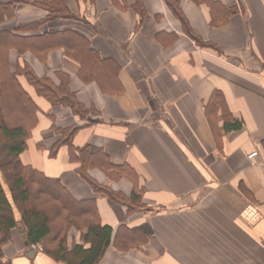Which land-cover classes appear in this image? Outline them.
I'll use <instances>...</instances> for the list:
<instances>
[{
    "label": "crops",
    "instance_id": "obj_1",
    "mask_svg": "<svg viewBox=\"0 0 264 264\" xmlns=\"http://www.w3.org/2000/svg\"><path fill=\"white\" fill-rule=\"evenodd\" d=\"M21 1L0 32L46 18L31 4L40 0ZM172 1L171 8L164 0H65L70 17L21 33L76 34L103 61L104 74L103 89L95 78L80 80L81 66L64 48H73L71 35L58 37L64 45L42 58L27 52L18 60L55 85L56 73L66 74L76 99L91 111L88 122L80 121L19 78L38 107L20 162L58 180L75 200L94 201L101 225L116 233L99 264H264V0ZM173 8L215 50L198 46ZM210 100L217 107L211 114ZM226 117L240 126L226 130ZM75 125L85 126L72 137L73 147L99 151L129 172L119 180L98 169L89 175L125 197L134 185L142 189L141 210L128 214L124 202L92 191L67 146L49 156L59 139L53 128ZM14 213L18 226L1 247L0 264H63L36 248L27 254ZM82 233L70 228L67 247L82 244Z\"/></svg>",
    "mask_w": 264,
    "mask_h": 264
},
{
    "label": "trees",
    "instance_id": "obj_2",
    "mask_svg": "<svg viewBox=\"0 0 264 264\" xmlns=\"http://www.w3.org/2000/svg\"><path fill=\"white\" fill-rule=\"evenodd\" d=\"M164 1L171 8L174 6L172 0ZM18 2L26 3L21 0H0V23L12 17V6ZM31 4L46 11V18L19 27L13 33L0 32V142L7 140L11 143L7 148L0 146V253L2 245L10 239V232L18 226L14 213L16 210L20 216V225L28 246L40 247L43 254L63 264H99L113 237L115 241L116 233L114 234L111 227L101 225L94 201L75 200L58 180L46 178L42 173L20 162L19 156L26 149V141L36 124L38 107L23 88L19 78H22L34 94L50 106L67 107L80 121L88 122L87 117L91 111L76 99L75 93L69 88V78L66 74L57 72L58 84L55 85L48 77L38 76L27 62L21 65L18 60L24 61L23 55L27 52L42 58L50 50L64 45L62 40H59L60 38L74 36L75 39L71 40V44L73 41V48L79 52L73 51V48L71 51L64 47L65 51L79 62L80 80L87 82L95 78L94 81H99L97 84L101 89H103V82L99 77H103L104 74L100 66L103 61H100L98 55L89 48L87 41L76 34H69V36L68 33L61 36H56V34L22 35V32H30L46 21L70 17L65 0H40ZM173 10L182 28L187 30V24L182 15L175 8ZM215 22L217 23L212 19L211 24L214 25ZM187 31L188 36L198 46L215 50L211 44L201 41L189 30ZM37 48L42 51V55L37 52ZM213 94L211 98L215 99L216 93ZM207 106L210 114L215 108L217 109L211 100ZM48 116L53 118L50 113ZM83 126L75 125L66 129L54 127L53 132L59 136V139L52 145L49 156L54 157L61 146H67L70 161L79 164L76 173L92 191L102 194L111 201L124 202L127 204L128 214L141 210L143 208L142 189L134 185L130 195L125 197L105 185H100L89 175V170L98 169L108 178L119 180L126 175L128 170L111 165L102 153L90 147L86 146L82 149L73 147L71 139ZM239 126L237 122L231 123L228 117L224 119L226 130H233ZM70 228L83 232L81 234L82 244H72L68 248L66 238ZM119 231L132 236L134 230L123 227ZM47 242L54 245L47 246ZM86 244L88 247L84 246ZM130 246L129 243L120 248L128 249Z\"/></svg>",
    "mask_w": 264,
    "mask_h": 264
},
{
    "label": "rangeland",
    "instance_id": "obj_3",
    "mask_svg": "<svg viewBox=\"0 0 264 264\" xmlns=\"http://www.w3.org/2000/svg\"><path fill=\"white\" fill-rule=\"evenodd\" d=\"M10 144L11 143H9L7 140H2L1 142H0V146L1 147H4V148H7L8 146H10ZM56 227V226H55ZM69 231V230H68ZM68 233V232H67ZM11 239H9V241H10ZM8 241V242H9ZM6 244V243H5ZM5 244H3L2 246H4ZM47 246H53L54 244L52 243V244H50L49 242H47V244H46ZM36 249H38L39 251H41L40 250V247H38V246H34Z\"/></svg>",
    "mask_w": 264,
    "mask_h": 264
},
{
    "label": "water",
    "instance_id": "obj_4",
    "mask_svg": "<svg viewBox=\"0 0 264 264\" xmlns=\"http://www.w3.org/2000/svg\"><path fill=\"white\" fill-rule=\"evenodd\" d=\"M19 231L22 233V237L25 238V235L23 234V228H19ZM24 245L28 246V242L26 240H24ZM27 251L28 255H33L34 253V249L32 247H30Z\"/></svg>",
    "mask_w": 264,
    "mask_h": 264
},
{
    "label": "built area",
    "instance_id": "obj_5",
    "mask_svg": "<svg viewBox=\"0 0 264 264\" xmlns=\"http://www.w3.org/2000/svg\"><path fill=\"white\" fill-rule=\"evenodd\" d=\"M255 155H256V152H253L250 155H248L249 160H251Z\"/></svg>",
    "mask_w": 264,
    "mask_h": 264
}]
</instances>
